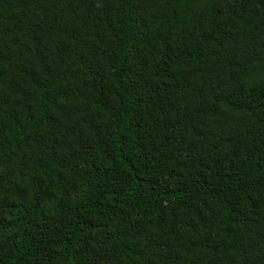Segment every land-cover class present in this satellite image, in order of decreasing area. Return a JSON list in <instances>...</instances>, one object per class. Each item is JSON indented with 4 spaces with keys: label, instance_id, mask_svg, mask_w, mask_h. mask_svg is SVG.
I'll use <instances>...</instances> for the list:
<instances>
[{
    "label": "trees",
    "instance_id": "1",
    "mask_svg": "<svg viewBox=\"0 0 264 264\" xmlns=\"http://www.w3.org/2000/svg\"><path fill=\"white\" fill-rule=\"evenodd\" d=\"M0 264H264V0H0Z\"/></svg>",
    "mask_w": 264,
    "mask_h": 264
}]
</instances>
